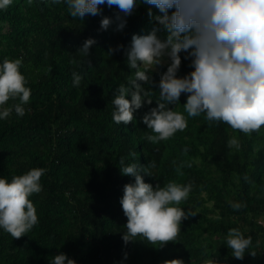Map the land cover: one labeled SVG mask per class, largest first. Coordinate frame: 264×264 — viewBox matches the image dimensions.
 I'll return each mask as SVG.
<instances>
[{
  "label": "trees",
  "instance_id": "16d2710c",
  "mask_svg": "<svg viewBox=\"0 0 264 264\" xmlns=\"http://www.w3.org/2000/svg\"><path fill=\"white\" fill-rule=\"evenodd\" d=\"M101 7L103 16L83 20L72 17L63 0H13L0 11V63L20 59L31 89L25 115L13 111L0 120V178L11 182L33 168L46 170L42 191L29 198L38 223L19 239L0 229V264H50L60 253L76 264H264V126L246 135L204 114L189 117L182 94L170 107L186 117V129L150 143L146 136L154 133L143 116L157 107L167 58L149 71L151 83L144 85L153 103L134 112L127 125L116 124L112 100L135 71L125 51L134 35H148L158 25L140 5L118 30L119 9ZM103 17L113 20L106 31L100 29ZM157 36L166 38L163 31ZM90 38L96 43L84 56L79 49ZM118 45L124 50L109 52ZM183 56L178 78L194 70ZM74 72L82 77L79 87H73ZM232 138L238 149L229 147ZM121 158L142 166L144 182L154 187L192 184L188 199L175 206L196 215L182 222L177 243L155 248L142 239H122L127 217L120 200L124 186L135 181L121 174ZM234 203L242 207L235 210ZM232 228L252 239L243 260L227 247Z\"/></svg>",
  "mask_w": 264,
  "mask_h": 264
},
{
  "label": "clouds",
  "instance_id": "9594fccd",
  "mask_svg": "<svg viewBox=\"0 0 264 264\" xmlns=\"http://www.w3.org/2000/svg\"><path fill=\"white\" fill-rule=\"evenodd\" d=\"M61 3V0H52ZM70 15L83 20L86 15L103 16L101 6L119 9L116 20L118 30L126 27V18L140 5L148 7V16L158 27L145 36H133L130 48L125 51L128 66L134 74L128 86L121 84L112 100L113 120L116 124L132 122L134 112L145 104L151 105L152 91L144 85L151 83L149 71L162 66L167 58L166 71L162 74L157 107L143 116V123L152 131L146 139L153 144L167 141L187 127L186 117L170 106L179 104L181 95L187 97L184 111L189 117L204 114L209 122H223L233 130L251 135L264 126V0H63ZM13 0H0V11L11 6ZM153 8L158 14L153 13ZM122 13V15H121ZM113 23L109 17L100 20L103 31ZM163 31L165 39L157 33ZM96 43L88 39L79 53L88 56ZM124 50L123 45L110 49V53ZM190 60L194 69L189 75L178 78L182 57ZM20 59H5L0 63V120L7 119L14 111L25 115V105L30 102L31 89L21 72ZM82 77L73 73V87H79ZM130 96V100L128 97ZM9 101H18L9 106ZM229 147L239 148L238 139L228 141ZM123 176L134 178L126 184L120 200L127 217L126 232L122 239L127 243L142 239L163 248L169 242L177 243L181 225L189 216L175 205L188 199L192 184L179 185L169 182L165 187L145 183V170L136 163L125 164L120 160ZM43 168H33L26 174L14 176L9 182L0 178V229L19 239L38 223L37 210L29 199L42 191ZM239 210L240 203L231 204ZM227 247L231 256L243 260L252 245L238 228L228 231ZM247 254L255 256L254 252ZM127 260V254L124 256ZM50 264H76L66 254L52 258ZM164 264H184L182 259L165 261ZM205 264H216L206 260Z\"/></svg>",
  "mask_w": 264,
  "mask_h": 264
}]
</instances>
